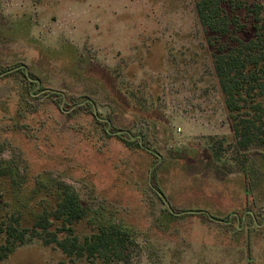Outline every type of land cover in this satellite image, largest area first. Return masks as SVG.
<instances>
[{"label": "rangeland", "instance_id": "1", "mask_svg": "<svg viewBox=\"0 0 264 264\" xmlns=\"http://www.w3.org/2000/svg\"><path fill=\"white\" fill-rule=\"evenodd\" d=\"M195 2L0 0V217L63 184L131 232L109 262L42 233L0 264H264V148L237 151L212 58L255 35L264 50V0H220L224 37Z\"/></svg>", "mask_w": 264, "mask_h": 264}, {"label": "trees", "instance_id": "2", "mask_svg": "<svg viewBox=\"0 0 264 264\" xmlns=\"http://www.w3.org/2000/svg\"><path fill=\"white\" fill-rule=\"evenodd\" d=\"M194 7L203 29L217 37L227 35L229 19L220 6V0H196ZM256 20L259 21L258 18ZM255 36L256 39L247 42L237 40L236 45L229 49L218 47L212 54L225 108L233 114L231 127L238 152L247 151L250 147L264 148V103L256 99L264 90V50L259 48L261 40ZM4 170L0 167V176L13 180V172ZM52 187L53 184L50 186L52 204L37 210L30 219L21 212L6 216L7 221L0 217V239H3L0 262L24 244L26 236L41 238L42 233L50 236L49 240L43 239L44 243L55 244L69 258L77 256L91 261L100 257L108 262L111 258L120 259L119 250L131 234L129 228L115 225L111 220L101 219L96 212H90L72 188L63 184ZM0 214L3 217V212ZM83 221L92 227V231L78 240L74 233L75 225ZM59 234H64L65 238L59 240Z\"/></svg>", "mask_w": 264, "mask_h": 264}]
</instances>
